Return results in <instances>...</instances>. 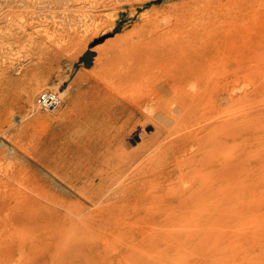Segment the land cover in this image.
<instances>
[{"label":"rangeland","instance_id":"374dc122","mask_svg":"<svg viewBox=\"0 0 264 264\" xmlns=\"http://www.w3.org/2000/svg\"><path fill=\"white\" fill-rule=\"evenodd\" d=\"M0 264H264V0H0Z\"/></svg>","mask_w":264,"mask_h":264},{"label":"built area","instance_id":"2783aa9c","mask_svg":"<svg viewBox=\"0 0 264 264\" xmlns=\"http://www.w3.org/2000/svg\"><path fill=\"white\" fill-rule=\"evenodd\" d=\"M36 104L44 108H51L56 106L60 98L57 92L53 91H42L36 97Z\"/></svg>","mask_w":264,"mask_h":264},{"label":"crops","instance_id":"0c3cea01","mask_svg":"<svg viewBox=\"0 0 264 264\" xmlns=\"http://www.w3.org/2000/svg\"><path fill=\"white\" fill-rule=\"evenodd\" d=\"M94 52L89 48L85 50L80 56V63L83 64L84 67H88L90 62H92Z\"/></svg>","mask_w":264,"mask_h":264},{"label":"bare ground","instance_id":"6f19581e","mask_svg":"<svg viewBox=\"0 0 264 264\" xmlns=\"http://www.w3.org/2000/svg\"><path fill=\"white\" fill-rule=\"evenodd\" d=\"M184 50V49H183ZM148 61V60H147ZM149 67V66H148ZM154 68V67H153ZM141 73H143V72H141ZM147 73V72H146ZM152 74V73H151ZM184 75V74H183ZM145 76V75H144ZM141 78H144V77H141ZM120 79V78H119ZM136 79V78H135ZM134 79V80H135ZM144 79H146V78H144ZM143 79V80H144ZM129 80H130V78H129V75H125V77H124V80H122V82H125L124 83V85L126 84V82L128 83L129 82ZM140 80V79H139ZM121 81V80H120ZM132 82V81H131ZM135 82V81H134ZM144 82V81H143ZM138 83V82H137ZM131 85V84H130ZM136 87V86H135ZM151 87V86H150ZM195 88V87H194ZM60 93L62 94L63 93V91L62 90H60ZM55 107V106H54ZM51 108H53V107H51ZM51 108H46V109H51Z\"/></svg>","mask_w":264,"mask_h":264}]
</instances>
